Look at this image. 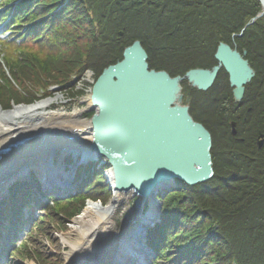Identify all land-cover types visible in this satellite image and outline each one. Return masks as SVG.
<instances>
[{"label": "trees", "instance_id": "trees-1", "mask_svg": "<svg viewBox=\"0 0 264 264\" xmlns=\"http://www.w3.org/2000/svg\"><path fill=\"white\" fill-rule=\"evenodd\" d=\"M261 9L259 0H1L0 23L10 36L0 43V105L37 103L52 86L74 98L84 95L77 86L85 74L93 72L96 80L136 40L148 53L149 68L172 77L212 69L220 43L236 48L255 71L240 102L226 69L204 92L181 81L183 103L212 136L215 174L197 186L177 181L160 196L161 221L148 231L147 243L156 253L154 264H264V142L258 146L264 137V16L239 36ZM107 167L89 163L85 176L77 175L82 183L64 199L46 195L38 179L27 195L21 192L28 184L14 185L2 205L8 239L27 224L22 208H39L40 196L51 201L36 220L34 232L42 235L51 223L64 229L87 199L108 204ZM15 254L20 261L61 264L60 255L52 260L40 243L33 249L23 244Z\"/></svg>", "mask_w": 264, "mask_h": 264}, {"label": "water", "instance_id": "water-1", "mask_svg": "<svg viewBox=\"0 0 264 264\" xmlns=\"http://www.w3.org/2000/svg\"><path fill=\"white\" fill-rule=\"evenodd\" d=\"M258 15L245 29L264 16V0ZM122 36V33H120ZM214 55L218 64L212 69L194 68L185 76L172 77L164 70L149 68L148 53L136 40L124 49L123 59L103 70L93 82L88 106L94 110L89 121L93 143L81 153L95 154L110 165L113 190L153 199L181 181L189 186L213 178L212 136L193 119L189 105L183 104L182 80L200 91L209 90L221 68L229 74L234 101L240 102L245 86L255 76L241 53L227 43H220ZM232 123V134L236 135ZM264 137L258 142L262 148ZM39 172L38 168L34 169ZM166 193V192H165ZM166 194L163 195V197ZM158 207L153 222L161 218Z\"/></svg>", "mask_w": 264, "mask_h": 264}, {"label": "bare ground", "instance_id": "bare-ground-1", "mask_svg": "<svg viewBox=\"0 0 264 264\" xmlns=\"http://www.w3.org/2000/svg\"><path fill=\"white\" fill-rule=\"evenodd\" d=\"M55 102L56 99L48 98L38 101L36 104L15 105L14 108L9 110L3 111L0 108V188L5 186L10 178L24 175V171L27 172L31 166H39L44 169H49L51 167V165H47L44 161V158L47 157L44 155V152L50 154L49 149H41V146L35 149V147H32V141H28L25 145L22 144L25 143L24 137H26L23 136V133H27L26 131H28V129L30 131L31 128L35 129L43 125L44 122H46L45 120L47 118L49 119V117L60 118L68 116L77 120V115L72 113L67 114L64 110H49L48 112L47 109L55 104ZM76 113H78V111H76ZM80 125V129H72V135L70 136H62L61 139H58L53 135L49 140H51V142L76 140L80 143L81 148L84 149V147L93 143L94 130L89 121L80 122ZM9 146L11 147L9 153L5 154L1 152V150ZM90 155L95 154H88L85 155V157H89ZM53 169L56 170L53 172L57 174L63 173L65 167H53ZM108 173L110 174L109 170ZM111 183H113V181ZM111 183H109V185L113 192V200L108 205H104L100 201H93L92 199L88 201L85 208L86 210H84L83 214L76 217L71 226L72 231L78 233L77 240H72L70 234H67L65 238H63V241L69 243L72 248L71 252L67 253L68 258L66 264H71V257H74V259L91 257L93 258L92 264H144L141 254L145 255L146 258L148 257L147 255L150 254V252L148 253L149 250L146 248L148 246L146 244L147 239L145 238L147 233L141 237L139 231L143 228V225L153 222L157 214L158 205H156L153 199H150V208L146 212L147 206H145V204L147 199L141 197V199H139L140 202L131 209L132 211L127 217L125 230L121 233H114L112 230L114 223L111 217L114 215L121 202L132 193L114 191ZM112 234H115V240L109 241V237ZM102 243H106V256L100 252L95 253L97 249H99L98 245ZM77 250L79 251L77 252Z\"/></svg>", "mask_w": 264, "mask_h": 264}, {"label": "rangeland", "instance_id": "rangeland-1", "mask_svg": "<svg viewBox=\"0 0 264 264\" xmlns=\"http://www.w3.org/2000/svg\"><path fill=\"white\" fill-rule=\"evenodd\" d=\"M5 24L0 23V42L2 39H7L8 34H5ZM93 72H87L85 75V77L82 79L81 83L78 84L77 89L81 90L84 89L85 93L84 95H81L77 98L71 97L68 93L61 91L60 88H57L55 86L51 87L52 90V94L48 95L45 98H42L41 100H45L48 98H53L56 99L55 104L51 105L49 107L50 111H60V110H64L67 112V114H75L77 115V120L73 119L72 117H68V116H63V117H49V119L47 118L44 122L43 125L38 126V128L32 129L29 131H26L27 133H23V136L25 139V143L22 145H25L28 143V141H32V147H35V149L39 148L40 146L42 147L41 149H49L50 154H48V152H44V155H46L47 157H51V159L48 161L49 165H51L53 163V159L55 160V164H57V166L59 165V160H57L59 157L62 156V158L60 159L62 162V160L64 159V157L67 158H73L74 152L76 150H84L87 149L86 147L81 148V145L79 142H77L76 140H68V141H61V142H51L50 137H52L53 135H55V137H57L58 139H61L62 136H70L72 135V129L74 130H78L81 128L80 122L83 121H90L91 117L88 115V113H92L93 111L91 110V108H89L88 106V101H89V95H90V91H91V84L94 82L93 76L92 75ZM184 95V94H183ZM39 100V101H41ZM38 102V101H37ZM36 104V103H34ZM16 105V104H15ZM14 104H11V106L9 108L7 107H2L0 105V108L4 111V110H9L15 107ZM19 105H23V104H19ZM26 105H31V104H26ZM76 111H78V113H76ZM36 126V127H37ZM65 139V138H64ZM47 146V148H46ZM62 147L66 148L67 151L65 152V155L62 153L61 154V149ZM9 148V147H7ZM6 150V149H5ZM11 150L10 149L6 152L9 153ZM5 153V154H6ZM99 157L95 156L92 159H98ZM46 159V157L44 158ZM67 159H65L66 162ZM63 163V162H62ZM61 164V163H60ZM66 164V163H65ZM62 166V164H61ZM67 166V170L70 172L72 170V167L75 166L74 163L72 164H66ZM83 171V170H82ZM81 171V172H82ZM34 175V174H33ZM31 176L29 182H25V184H28V186H26V188H32L34 186L33 185V181H35L37 178L35 176ZM69 180L71 177H68ZM9 185H6L4 187H2L0 189V204L2 202H4L5 198L8 196V194L10 193V190H8ZM10 189V188H9ZM56 194V193H54ZM111 198L108 201V204L113 200L114 196H113V192H111ZM136 195L130 194L126 197V199L121 202V204L118 206L116 212L114 213V215L111 217L112 222L114 223L112 230L114 231V233H121L122 231L125 230V222L128 219V215L130 214V212L132 211L131 209H133L135 207V205L140 202L139 200L134 202L133 204L131 203V201L133 200V198H135ZM88 200L86 201V203L84 204L85 206L82 208V212H80L79 214H76V216L74 218H72L70 220V222H68L67 224H65V228L64 229H60L55 225V223H51L47 229H45L43 231V235L41 233H39L40 231H35L34 232V227H35V220L32 219L31 224L29 226H27L23 231H21V236L18 237L17 241L13 244L15 245L14 247L10 248L11 250H7L6 255L3 256V258L0 260V264H38L37 261L35 259H31V258H27V257H23L24 259L22 261H20L19 256H17V254L13 255V253L15 251H17L18 249L21 248V244H28L29 245V249H33L34 247H36V245H38L39 243L41 244V247L43 250H45V252L50 255L51 259L53 260L55 258V256H59L60 255V260H61V264H66L67 261V253L71 252V245L69 243H65L63 241V238H65V236L67 234H70L72 240H77L78 238V233H74V231H72V224L74 223L76 217L80 216L81 214H83L84 210H86V206L88 203ZM99 200H97L96 202H98ZM150 199H147V202L145 204L146 207V212L149 210L150 206ZM106 204V205H108ZM105 205V204H104ZM44 214L43 210L42 211H37L36 215L37 216H42ZM56 226V227H55ZM49 233V234H48ZM115 240V234L110 235L109 237V241H114ZM86 244V243H85ZM105 244L106 243H102L99 244L98 247L99 249H97V251L95 252V248H94V252L95 253H102L104 256L107 255V252L105 251ZM24 252L26 251V248H23ZM79 250H77L78 252ZM97 255V254H96ZM90 257V256H89ZM82 258V257H81ZM74 259V257H71V264H92L93 263V258H82V259ZM98 259V258H97Z\"/></svg>", "mask_w": 264, "mask_h": 264}]
</instances>
